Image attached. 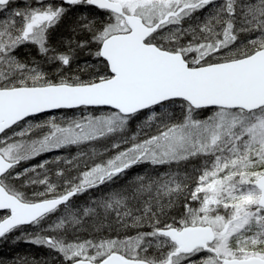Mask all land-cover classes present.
<instances>
[{
	"label": "snow or ice",
	"instance_id": "snow-or-ice-1",
	"mask_svg": "<svg viewBox=\"0 0 264 264\" xmlns=\"http://www.w3.org/2000/svg\"><path fill=\"white\" fill-rule=\"evenodd\" d=\"M0 264H264V0H0Z\"/></svg>",
	"mask_w": 264,
	"mask_h": 264
},
{
	"label": "trees",
	"instance_id": "trees-1",
	"mask_svg": "<svg viewBox=\"0 0 264 264\" xmlns=\"http://www.w3.org/2000/svg\"><path fill=\"white\" fill-rule=\"evenodd\" d=\"M44 249L38 248L36 245L19 242L15 246L0 244V256H7L9 254H35L36 252L43 253Z\"/></svg>",
	"mask_w": 264,
	"mask_h": 264
}]
</instances>
